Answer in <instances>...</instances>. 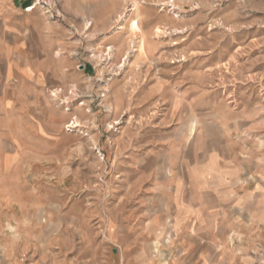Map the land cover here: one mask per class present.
Returning <instances> with one entry per match:
<instances>
[{
    "label": "rangeland",
    "instance_id": "obj_1",
    "mask_svg": "<svg viewBox=\"0 0 264 264\" xmlns=\"http://www.w3.org/2000/svg\"><path fill=\"white\" fill-rule=\"evenodd\" d=\"M38 7L0 56V264H264V0Z\"/></svg>",
    "mask_w": 264,
    "mask_h": 264
},
{
    "label": "crops",
    "instance_id": "obj_2",
    "mask_svg": "<svg viewBox=\"0 0 264 264\" xmlns=\"http://www.w3.org/2000/svg\"><path fill=\"white\" fill-rule=\"evenodd\" d=\"M48 7L56 0H0V56L8 61L10 58L9 36L20 38L35 23L33 18L40 3Z\"/></svg>",
    "mask_w": 264,
    "mask_h": 264
},
{
    "label": "bare ground",
    "instance_id": "obj_3",
    "mask_svg": "<svg viewBox=\"0 0 264 264\" xmlns=\"http://www.w3.org/2000/svg\"><path fill=\"white\" fill-rule=\"evenodd\" d=\"M132 29L135 30V29H138V23L137 21L136 22H133V25H132ZM142 44H143V40L140 39V46H139V49L140 51L142 52ZM195 130V125H193L191 128H190V134L193 133V131Z\"/></svg>",
    "mask_w": 264,
    "mask_h": 264
}]
</instances>
